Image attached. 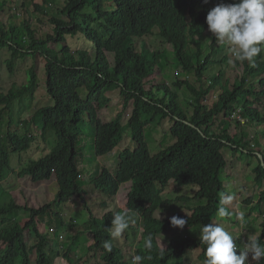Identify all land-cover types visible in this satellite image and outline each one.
<instances>
[{
	"label": "trees",
	"instance_id": "1",
	"mask_svg": "<svg viewBox=\"0 0 264 264\" xmlns=\"http://www.w3.org/2000/svg\"><path fill=\"white\" fill-rule=\"evenodd\" d=\"M107 1V0H106ZM107 7L105 0H67L61 14L67 18L51 17L52 34L37 37L30 25L25 26V33L14 24L0 25V48L10 52L9 67L13 59L27 55H38L45 60V91L52 103L38 108L30 117L20 123L29 129L20 135L15 130L0 134V180L10 173V153H22L30 149L37 136L30 134L32 126L39 128L42 137L52 130L56 135V146L47 152H39V159L24 164L20 176L29 175L32 182L56 178L57 193L55 202H69L78 198L88 211V226L93 236L90 259L95 264H126L122 250L111 244V222L117 213L127 211L132 219L140 222L142 229L135 253L144 257L141 264H166L169 260L179 259L188 250L200 248V259L205 260V245L199 238H178L167 243L166 248L159 247L157 237L173 227L170 218H157L155 212L170 199L162 193L170 182L177 187L196 185L192 197L180 196L181 200L193 198L205 199L206 203L192 209L190 215L178 216L186 219L185 227L213 223L225 185L221 173L227 165L223 148L239 152L245 156L253 155L257 165L253 168L257 186L264 180V165L258 153L264 159L263 151L247 149L248 140L244 134L234 138L229 128L223 127L224 120L235 121L236 126H261L264 124V109L255 107L252 97H264V51L254 58V66L247 60L243 62L244 76L240 81L231 83L224 78L222 66L228 56L218 53L216 37L213 35L208 45L211 51L204 55V37L208 28L206 15L209 10L221 3L234 0H110ZM238 2V0H237ZM1 6V5H0ZM89 6V8H88ZM2 6L0 7L1 10ZM35 8H39L35 5ZM171 44L172 53L183 73L194 71L195 86L187 79H177V87L185 86L194 98L191 115L178 112L170 103V89L166 84L146 88L149 78L158 65L159 51L149 50L143 43L137 49L135 40L153 34ZM81 35L89 40L92 51L76 49L72 51L67 43L68 37ZM48 43L53 44L50 48ZM60 45V49H55ZM109 54L113 63L109 62ZM224 57V58H223ZM235 64L239 66V61ZM34 67L28 71L26 84L11 87L6 93H0V118L9 108L13 99L27 96L35 85ZM153 89H156L155 93ZM118 90L122 97V111L108 122L99 117V110L107 106L108 92ZM163 90V96H160ZM213 92L216 99L210 105L207 97ZM84 94V95H83ZM131 108L128 119L123 122V112ZM246 119L242 124L231 118L234 111ZM143 115L149 116L143 121ZM172 121L169 133L175 141L157 154H151L145 140L144 129L147 125H160L164 119ZM218 119L217 130L212 122ZM11 120V119H10ZM8 121L14 127V123ZM89 123L93 129L91 137L92 158L112 152L123 139V133L131 128L133 149L125 148L118 154L117 170L112 173L106 167L92 177L89 182L102 194L113 198L119 188L130 183L127 191L126 207L118 212H108L96 217L88 206L86 190L79 184L80 176L77 165L79 156L78 140ZM84 129V130H83ZM54 135V137H55ZM1 197V196H0ZM264 199L261 192L258 208ZM244 202L250 204L251 199ZM105 206V203L102 202ZM47 203L34 208L17 205L13 201L0 202V223L6 228L0 230V264H29V254L34 249L42 264L47 259L45 252L46 236L41 228L44 217L53 220L58 213ZM225 207V206H224ZM227 208V207H226ZM19 209L29 212L28 219L21 224L7 223L9 215ZM259 209V208H258ZM60 217V216H59ZM60 224L62 220L60 218ZM7 223V224H6ZM130 230L137 229L129 223ZM181 229V228H177ZM26 232L32 233L31 241H26ZM131 241L135 234H132ZM151 237L152 247H145V240ZM264 245V221L262 233L256 237ZM239 248L243 247L241 238L235 239ZM110 245V251L105 247ZM248 264V263H245ZM249 264H264V259Z\"/></svg>",
	"mask_w": 264,
	"mask_h": 264
},
{
	"label": "rangeland",
	"instance_id": "2",
	"mask_svg": "<svg viewBox=\"0 0 264 264\" xmlns=\"http://www.w3.org/2000/svg\"><path fill=\"white\" fill-rule=\"evenodd\" d=\"M67 0H0L2 6L0 10V25L2 24H14L19 26L21 32L25 33V26L30 25L31 29L35 32L37 37L44 36L45 34H52L53 28L50 23L51 17H57L60 19L67 18L61 14L62 8L65 6ZM110 0H105V4L110 6ZM38 5L39 8H35ZM0 6V7H1ZM89 8V6H88ZM213 34L207 28L204 37V55L209 53L211 49L209 44L211 43ZM67 43L70 45L72 51L86 50L91 52L92 46L88 39L78 35L77 37H68ZM145 45L149 50L159 51L158 65L155 73L149 78L146 88L156 86L159 84H166L170 89V103L178 112H184L191 115L194 107V98L189 90L182 86L177 87L175 81L177 79H187L195 86L198 85L195 80L194 71H187L183 73L180 68L177 67L175 62L172 46L166 43L158 36L157 29L153 34L147 35L140 40H135L137 49L141 44ZM222 44V42L216 43V46ZM50 48L53 44L48 43ZM218 53L212 56L215 60L222 57V54H226L227 60L224 61L222 69L224 71V78L228 79L231 83L239 82L244 76L243 62L239 61V66L235 64L236 57L230 52V46L228 44L220 45ZM60 45H56L55 49H60ZM11 52L7 48H0V93H6L11 87H20L27 83L28 71L31 67H34L36 72L35 85L32 88L31 93L27 96L13 99L9 103V108L3 111L0 118V134L3 137L6 136V131L11 129L15 130L20 135H24L29 129V125H26L24 129L20 123L23 119L30 117L38 108L52 103V100L46 94L45 91V60L38 55H27L24 57H16L13 59L12 71L9 67L8 61H10ZM224 58V57H223ZM109 62L113 63L112 55L109 54ZM155 93L156 89H153ZM213 92L207 97V102L211 105L216 99V94ZM84 95V94H83ZM110 98V102L107 106L99 110V117L108 122L113 119L122 111V97L118 90L108 92L106 94ZM160 96H163V90H161ZM254 101L255 107L259 110L264 109V97L251 98ZM3 104H0V109ZM131 108L128 107L123 112V122H126L129 116ZM11 119V120H10ZM149 119V116L143 115L142 120L145 122ZM232 119H235L234 117ZM14 123V127L10 124L7 127L8 121ZM218 119H215L212 124L213 128L217 130ZM243 123V122H241ZM172 125V121L168 118L164 119L158 126L149 124L145 127V140L148 144L151 154H157L172 144L175 139L169 133V128ZM223 127H228L231 135L238 139L244 134V138L248 140L246 146L247 149H259L264 153V124L259 126H246L240 128L236 126L235 121L224 120ZM13 129V130H12ZM84 130V129H83ZM30 134L37 136L36 141L32 144L29 150L22 153H10L12 159L11 165L14 169L11 174L0 180V202L8 203L9 201L16 202L19 205H27L28 207L38 208L47 203H50V207L59 212L63 217L64 229V248L58 251V253L52 254V264H95V260L86 262L88 257L87 253L89 244L92 242V234L88 226V211L83 207L78 198H74L69 202H55L54 198L57 193L56 178H53L32 183L30 176H24L23 178L17 175L18 171L22 170L24 164H28L30 160L39 159L41 153L52 150L56 146V135L54 131L49 130L43 138L39 128L32 126L29 130ZM132 130L128 128L123 133V139L120 144L105 155L92 158L91 153V137L93 135V129L90 128L89 123L85 127L83 133H80V137L77 143L79 156L77 158V165L79 168L80 176L78 179L79 184L86 190V199L88 206L93 210L96 217H102L108 212H118L124 210L126 207L127 191L130 183L123 184L116 195L110 198L100 191L94 188L89 180L97 175L102 167H106L110 172L114 173L117 170L119 158L118 154L125 148L133 149L135 147L134 142L131 139ZM55 135V137H54ZM42 151L41 153H39ZM222 152L227 161L226 168L221 173V178L225 185L224 195H232L233 200L231 204L224 205L228 211L232 213L229 217H219L218 214L215 217V223L225 228L233 237L236 235L239 238L245 239L247 242L252 237H257L262 233V223L264 221V199L260 203L258 208H254L256 202L259 201L260 194L264 191V180L261 185L257 186L254 181L255 174L253 168L257 165V159L253 155L245 156L239 152L232 151L229 148H223ZM197 189L196 185H188L183 187H177L174 183L170 182L167 188L164 189L162 196L165 199H170V203H166L160 206L155 215L159 217H171L175 213L181 212V214L187 215L188 211L185 208H194L206 203L205 199L193 198L190 201L181 200L180 196L192 197L194 191ZM251 199V203L248 204L244 200ZM105 203V206L102 205ZM243 211L245 213V219L243 221L237 219L236 213ZM29 212L24 209H19L14 215H9L7 223L17 222L21 224L28 219ZM47 218V217H44ZM48 219V218H47ZM54 221H58L53 216ZM132 224L137 229L135 232L128 227L121 237H113L111 244L120 247L122 254L124 255V261L126 264H131V258L135 255L136 244L140 240L142 229L138 228L139 223L133 218ZM60 222V220H59ZM6 223V224H7ZM190 232V228H192ZM187 227L184 229L173 228L166 232H163L159 243H163L166 246V242L178 238L191 237L199 238L200 229L202 226L196 225ZM6 228L5 223H0V230ZM194 232V233H192ZM132 234H135L131 241ZM26 241H31L32 233L26 232ZM52 238L54 236H51ZM137 244V249H138ZM161 247V246H160ZM164 248V247H163ZM69 251V263L62 258L65 250ZM54 250V248L49 249ZM239 254L238 251H236ZM34 251L32 252V254ZM32 258L31 264H35V258ZM65 261V262H64ZM248 262H252L251 254H249ZM166 264H201L198 259V255L193 252H185L181 258L169 260Z\"/></svg>",
	"mask_w": 264,
	"mask_h": 264
},
{
	"label": "clouds",
	"instance_id": "3",
	"mask_svg": "<svg viewBox=\"0 0 264 264\" xmlns=\"http://www.w3.org/2000/svg\"><path fill=\"white\" fill-rule=\"evenodd\" d=\"M206 23L208 25L209 31L216 37V41L228 44L230 46V52L236 57L237 60H247L254 66V58L257 57L262 51H264V0H238V2L237 0H234V2L232 3L218 4L208 11L206 15ZM239 111L240 110L234 111V113L231 115V118L234 117L240 122H243L242 124H244L246 119L239 115ZM10 167L11 174V172L14 171L11 162ZM20 172L21 171L17 172V175L19 177L23 178L24 176H27H20ZM53 176L51 178H53ZM30 181H32L31 178ZM232 200V195L222 194L220 200L221 207H219L217 211L219 217L223 218L232 215V213L229 212L226 207H224V205L231 204ZM54 213L59 214L60 217L53 215L58 219V221L50 220L49 218H44L41 221V228L43 229L46 236V246L44 249L48 256L45 262H42V264H52V254L58 253V251L64 248V242H61L64 239V229L62 228L64 222L63 217L58 211ZM179 214L181 213L179 212ZM236 216L237 219L241 221L245 219V213L243 211L236 213ZM215 217L213 218V220L215 219ZM60 218L62 220V224H60L61 222H59ZM168 218H170V224L173 227L184 229L183 227L187 223L186 219L178 216L172 215ZM130 222L134 221L127 211L117 213L111 222V235L113 237H121L124 231L129 227ZM200 226H202V228L200 229L199 239L205 245L206 259H200V248H194L192 250H188L187 252L198 251L197 255L198 259L201 261V264H249L254 261L259 262L261 259H264V245H261L258 242L257 238L252 237L246 242L245 239H243V236L241 239H243L245 245L239 248L234 241L239 237H237L236 235L233 237L227 230H225L224 227L217 223H214V221L213 223ZM162 233L157 237V243L159 247L161 246V248H166L167 243L171 240L166 242V246H164L165 244L163 245L162 243H159L158 238H160ZM51 236L54 237L52 238ZM184 238H186V236H184ZM93 242L94 241L92 236V242L89 244V246L93 244ZM105 247L109 251L111 250L110 245L107 242H105ZM145 247H152L151 237L145 240ZM52 248H54L55 251L49 250ZM33 251V254L35 256L34 262L36 264V260L38 259V257L35 249ZM236 251H238L239 254H237ZM32 252L28 253L31 260L29 264H31L32 262ZM92 254V251H90V253H87L86 257H88V259L86 260V262L89 263L91 260H95L94 258L90 259V256ZM249 254H251V259L253 260L252 262L247 261L249 259ZM62 258L68 263L69 260H71V258L69 257V251L67 249L64 251ZM143 259L144 257L135 253V255H133L131 258V264H141Z\"/></svg>",
	"mask_w": 264,
	"mask_h": 264
},
{
	"label": "crops",
	"instance_id": "4",
	"mask_svg": "<svg viewBox=\"0 0 264 264\" xmlns=\"http://www.w3.org/2000/svg\"><path fill=\"white\" fill-rule=\"evenodd\" d=\"M160 209H161V208H158V210H160ZM185 209L188 211L187 215H190L191 212H192V209H193V208H191V209H190V208H185ZM158 210H156V212H157ZM156 212H155V213H156ZM181 212H182V211H181ZM181 212H180V213H181ZM155 216H156V215H155ZM156 217H158V218H162V217H159V216H156ZM213 221H214V223H215V219H214ZM186 229H187V228H186ZM192 229H193V228H190L189 231L191 232ZM192 233H194V232H192ZM162 244H163V243H162ZM193 253L198 254V251H193Z\"/></svg>",
	"mask_w": 264,
	"mask_h": 264
},
{
	"label": "water",
	"instance_id": "5",
	"mask_svg": "<svg viewBox=\"0 0 264 264\" xmlns=\"http://www.w3.org/2000/svg\"><path fill=\"white\" fill-rule=\"evenodd\" d=\"M258 156H259V158L261 160L262 165H264V159H263L262 155L258 153Z\"/></svg>",
	"mask_w": 264,
	"mask_h": 264
}]
</instances>
